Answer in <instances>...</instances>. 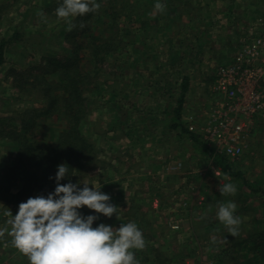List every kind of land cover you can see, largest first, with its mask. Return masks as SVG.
Masks as SVG:
<instances>
[{
  "label": "rangeland",
  "instance_id": "rangeland-1",
  "mask_svg": "<svg viewBox=\"0 0 264 264\" xmlns=\"http://www.w3.org/2000/svg\"><path fill=\"white\" fill-rule=\"evenodd\" d=\"M227 1L230 4H216L223 11L221 16L209 17L206 25H200L188 17L167 16L158 21L153 17L157 12L151 7V0H128V5L122 0L132 17L119 19L115 28L106 25L108 19L103 18L95 27L97 38L110 40L109 36L116 32L128 45L124 47L123 43L119 54L109 55L90 78L91 85L85 88L88 113L83 134L95 145L97 157L84 171L90 175H79L76 183L82 181L90 183V188L101 187L100 191L110 195L114 204L117 195L113 184L120 179L115 168L127 174L121 177L131 184L125 194L127 202L141 197V203L149 207L131 211L134 204H130L128 209L132 216L145 217L142 225L149 242L145 249L135 250V255H146L141 260L138 258L139 264L141 261H147L145 264H239L245 257H234L235 252L230 254L233 251L228 247L238 238L247 237L249 231L259 228L264 221V120L255 125L243 155L228 161L235 172L243 174V178L229 176L237 186L234 196L219 193V180L224 182V173L217 178L211 169L214 164L205 156L201 160L196 156L178 158L182 147L189 149L191 155H200L203 149L198 143L197 146L190 142L187 133L189 140L177 143L178 134L170 133L171 126L180 123L173 111L178 108L184 79L189 78V90L182 116H194L200 122L216 99L213 89L218 68L235 56L244 38L256 36L264 27V3L260 0ZM52 2L0 0V42L13 37L15 29L21 35L7 47L6 62L0 66V117H16V125L28 109L46 108L48 99L37 90L23 96L15 87L13 71L39 64L45 56L71 53L67 37L73 29L69 31L67 22L56 17ZM96 3L100 4L97 13H103L104 0ZM41 11L47 23L38 15ZM165 11L168 13V9ZM189 21L192 24H187ZM207 29L210 34L198 39L195 31L207 32ZM95 66L92 61L84 64L88 71H93ZM40 121L42 125L35 137L45 144L57 143L67 122L55 116ZM152 124L159 127L154 133L146 129ZM167 133L163 145L160 141ZM15 154L16 146L0 139V178L3 168L14 162ZM200 165L210 167L212 172L197 177L195 174V178L185 172L198 170ZM217 169L221 173L218 166ZM229 200L236 203V215L243 221L235 238L215 215L217 203ZM80 211L85 216L89 214L86 209ZM11 212L16 215V211ZM95 215L99 219L93 227L100 223L118 224L115 215L111 218ZM13 254L5 257L7 264H29L20 252ZM220 258L223 261L219 262Z\"/></svg>",
  "mask_w": 264,
  "mask_h": 264
},
{
  "label": "trees",
  "instance_id": "trees-1",
  "mask_svg": "<svg viewBox=\"0 0 264 264\" xmlns=\"http://www.w3.org/2000/svg\"><path fill=\"white\" fill-rule=\"evenodd\" d=\"M127 1L123 0L128 5ZM121 2L122 0H104V14L95 12L73 18L75 27L67 37L72 46L70 55L45 56L39 64L35 63L26 70L13 71L16 80L15 87L23 96H30L29 92L37 90L48 99V104L43 110L33 108L21 114L19 125L15 123L16 117H0V124L2 123L0 139L8 140L16 146L14 162L9 163L2 170L0 200L19 206L29 197L47 196L48 193L54 191L56 186L55 180L49 178L55 177L57 166L62 163L69 166L70 177L64 181L73 179L76 183L79 175L89 173L84 171L97 157V149L83 134V122L88 113L85 88L91 85L90 78L97 72L99 65L109 55L119 54L124 43L116 32L110 33V40H105V38H97L94 31L97 22L103 18L108 19V23L105 22L106 25L115 28L118 26L119 19L132 17L127 11L128 7ZM52 3L55 9L62 3V0H53ZM81 23L85 25L82 29L79 27ZM20 36L18 30L15 29L13 37L8 40L2 39L0 66L6 62L7 47ZM126 45L128 43H124V47ZM91 61L96 66L93 71H88L84 64L87 65ZM188 90L189 78L186 77L178 108L174 111L179 121L182 118L183 104ZM53 116L67 123L66 129L59 133L57 143L49 145L39 141L35 136L39 126L42 125L40 120ZM179 124L191 136L199 137L195 133H190L185 124L181 122ZM173 127L178 126L176 124ZM202 144L205 146V153L216 160L224 174L243 178V174L235 172L230 165L229 158L216 154L206 143L202 142ZM230 246L228 249L232 248L233 252L230 254L235 252L234 257H245V261H240L239 264H264V221L259 224V228L254 227L249 231L247 237L238 238ZM221 258L219 262L223 261Z\"/></svg>",
  "mask_w": 264,
  "mask_h": 264
},
{
  "label": "clouds",
  "instance_id": "clouds-1",
  "mask_svg": "<svg viewBox=\"0 0 264 264\" xmlns=\"http://www.w3.org/2000/svg\"><path fill=\"white\" fill-rule=\"evenodd\" d=\"M167 5L160 0L154 10L163 13ZM96 0H62L56 8L55 15L64 19L71 31L75 24L70 18L83 17L99 10ZM41 20L47 23L44 12H38ZM82 29L83 23L79 25ZM215 176L221 173L213 170ZM74 176V175H71ZM69 166H57L55 189L44 195L29 197L18 206L13 216L10 209L5 208L7 219L0 225V238L10 237L11 246L28 258L29 264H139L132 250H143L146 240L135 222L120 223L114 227L104 223L93 227L99 215H83L80 211L87 208L96 214L119 220L120 208L111 203V197L90 188V183L79 181L61 183L69 178ZM219 180L218 190L222 196H234L237 186L231 178L224 174ZM81 185H83L81 187ZM237 205L232 201L218 202L216 218L232 237L240 234L242 218L236 215Z\"/></svg>",
  "mask_w": 264,
  "mask_h": 264
},
{
  "label": "built area",
  "instance_id": "built-area-1",
  "mask_svg": "<svg viewBox=\"0 0 264 264\" xmlns=\"http://www.w3.org/2000/svg\"><path fill=\"white\" fill-rule=\"evenodd\" d=\"M213 93L203 123L189 116L186 127L216 154L239 159L255 125L264 120V31L244 38L235 56L218 68Z\"/></svg>",
  "mask_w": 264,
  "mask_h": 264
},
{
  "label": "crops",
  "instance_id": "crops-1",
  "mask_svg": "<svg viewBox=\"0 0 264 264\" xmlns=\"http://www.w3.org/2000/svg\"><path fill=\"white\" fill-rule=\"evenodd\" d=\"M152 2V6H154V4L157 2V0H151ZM262 3H264V0H260ZM161 3H164L167 5L166 9H168V13H166L167 11H164L163 13H159L157 12V14H155L153 17H157V19H159L158 21H160L161 17L163 18H166L167 16H171V18L173 17H177V18H182V17H188V18H192L194 19L195 21H198V23L201 25H206L207 24V20L209 17H212V18H215V17H219L221 16V14L223 13L222 9L219 7L220 5L216 6L217 3H220L222 5L225 4V2H228L227 0H160ZM230 4V1L228 2ZM163 20L161 22H163ZM156 21V20H154ZM158 21L156 24H158ZM185 22V21H184ZM187 24H192L190 21L187 23ZM168 25V24H166ZM180 25H184V24H179L178 26ZM264 31V27L261 29L260 32ZM196 34H198L197 38L202 40V38L205 36V35H209L210 34V30L207 29V32H198V31H195ZM211 39V38H210ZM209 43L212 42V39L208 41ZM207 43V44H209ZM227 58V57H225ZM167 110V109H166ZM165 110V111H166ZM149 111V110H148ZM168 111H172L170 109H168ZM173 113L175 114V112L173 111ZM198 117V116H197ZM187 118L188 117H183L180 119V121L178 120V122H181V124H185L186 125V122L187 121ZM206 117L203 115V119H200V123H203V120L205 119ZM176 125V124H175ZM174 125L171 126V131L170 133L173 131V133H171L172 135L177 133L178 135L176 136L177 138L175 139V141H177V143H180L181 141H184L186 139H188L186 136H185V133H187L189 135V141L196 144L198 143V145L200 147H202L203 149V152L200 153V155H191L189 154V149H186L184 150V147H182L181 149V152L180 153L181 155L178 156L179 159H182V160H185L186 158H194V156H196L199 160L203 159V157L205 156V158L208 159V161H212V164H214L211 169L212 170H216L218 171L219 169H217V164H216V160L207 155L205 153V146L201 143H205V141L201 138V136L199 137H193L191 136L187 131L186 129H182L180 124L177 123V126L178 127H173ZM147 127V126H146ZM158 129L159 127L158 126H153L152 125H149L146 129L148 131H150V133H154L155 132V129ZM157 132V130H156ZM186 134V135H187ZM167 134H165L163 137L167 136ZM197 135V134H195ZM198 136V135H197ZM151 139H153L151 137ZM166 140V137L163 138L160 143L164 145V142ZM201 142V143H200ZM249 142V141H248ZM162 145V146H163ZM197 145V146H198ZM247 145V144H246ZM193 153V152H192ZM191 156V157H190ZM204 158V159H205ZM168 160V159H167ZM211 164V162H210ZM218 168L221 169L220 166H218ZM116 171H118V176L120 177L119 180L117 181H114L115 183L113 184L115 186V189H116V195H117V198H116V201L114 203V205L118 206L120 208V212H119V216H121L119 218V220L117 221L118 224L117 225H113L114 227H119L120 226V223H128V222H135L139 228V230L142 231L143 233V237L144 239L146 240V247L148 246V242L149 240L147 239L148 236L146 234V232L143 230V225H142V222H144L145 220V217H137V216H132V213L128 211V209L130 208L129 205L130 204H134V206H131L130 210L132 211L133 209H136V210H144V209H147L148 205H146L147 203H141L142 200L141 197L140 199H132L131 201L127 202V197L125 196L126 194V191L129 189V186H131V184H127L126 182H128L129 180H126V179H122L121 177L124 176V175H127V174H124L122 169L118 170V167L115 168ZM209 168L205 167L203 168L202 165L199 166V169L198 170H190L188 169L187 171V174L188 176L192 177V178H195V174H196V177L198 176V174H207L208 172H212V170H209ZM222 170V169H221ZM223 171H221V174H222ZM127 173H130V170H128ZM90 174H87V176H89ZM148 176V175H147ZM89 179V177H88ZM102 190V189H100ZM137 193V192H136ZM138 194V193H137ZM136 204V206H135ZM155 206V205H154ZM8 208L12 211H16V214L18 212V206L17 205H14V204H8L6 202H2L0 203V225H2L4 223V221L7 219V217L4 216V211H5V208ZM149 208V207H148ZM156 208V207H155ZM83 209H86L88 210L89 214L88 215H95V213L89 209H87L86 207L83 208ZM108 222H110L109 219H107ZM116 224V223H115ZM98 226V225H96ZM109 226H112L109 224ZM10 237H7V234L4 238H0V264H7L4 260H5V257L6 256H9V255H12L14 252H16V255L18 254V250H16L14 247L11 246V243H10ZM145 247V248H146ZM144 248V249H145ZM134 252V258H136L138 260V258L141 260L140 257H144L146 255H135V249L132 250ZM14 255V254H13ZM142 264H145L147 263V261H141Z\"/></svg>",
  "mask_w": 264,
  "mask_h": 264
}]
</instances>
